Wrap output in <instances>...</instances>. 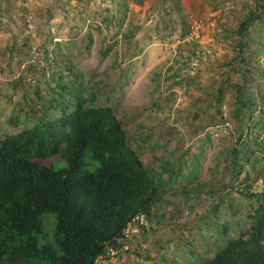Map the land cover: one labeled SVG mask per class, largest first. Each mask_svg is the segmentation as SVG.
<instances>
[{"label":"rangeland","instance_id":"obj_1","mask_svg":"<svg viewBox=\"0 0 264 264\" xmlns=\"http://www.w3.org/2000/svg\"><path fill=\"white\" fill-rule=\"evenodd\" d=\"M261 4L0 0V138L59 115L54 94L72 86L112 109L158 182L151 216L135 219L117 258L102 264H199L249 227L257 200L241 190L259 194L264 179L253 163L236 176L229 161L238 86L264 120ZM254 133L264 141V130Z\"/></svg>","mask_w":264,"mask_h":264},{"label":"trees","instance_id":"obj_2","mask_svg":"<svg viewBox=\"0 0 264 264\" xmlns=\"http://www.w3.org/2000/svg\"><path fill=\"white\" fill-rule=\"evenodd\" d=\"M258 9L262 13L264 4ZM259 16L246 17L241 40ZM61 89L54 94L59 115L43 114L33 126L0 138V264H95L119 246L128 223L150 217L159 200L157 180L112 109L88 105L72 86ZM253 107L238 86V144L229 162L236 176L253 163L264 179V141L254 133L264 130V120L254 119ZM51 157L59 162L39 163ZM245 190L242 196L257 200L249 227L199 264H264V190Z\"/></svg>","mask_w":264,"mask_h":264},{"label":"built area","instance_id":"obj_3","mask_svg":"<svg viewBox=\"0 0 264 264\" xmlns=\"http://www.w3.org/2000/svg\"><path fill=\"white\" fill-rule=\"evenodd\" d=\"M197 36H198V33L196 34V37ZM137 218H135V219H137ZM133 221H131L130 223H128V225H127V227H126V229H125V231L123 233V238L118 242V244L122 240H126V238L128 237V232H129V229L131 228V223ZM118 253H119V248L118 247H109L104 255H101V256H99L96 259L95 264H102L106 260H111V261L112 260H115L117 258V256H118Z\"/></svg>","mask_w":264,"mask_h":264}]
</instances>
